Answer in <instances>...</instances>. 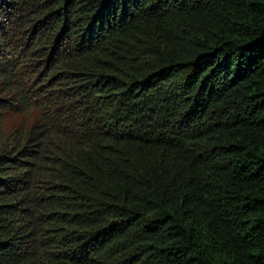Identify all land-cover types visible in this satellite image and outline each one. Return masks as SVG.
Instances as JSON below:
<instances>
[{
  "label": "trees",
  "instance_id": "obj_1",
  "mask_svg": "<svg viewBox=\"0 0 264 264\" xmlns=\"http://www.w3.org/2000/svg\"><path fill=\"white\" fill-rule=\"evenodd\" d=\"M0 264H264V0H0Z\"/></svg>",
  "mask_w": 264,
  "mask_h": 264
}]
</instances>
